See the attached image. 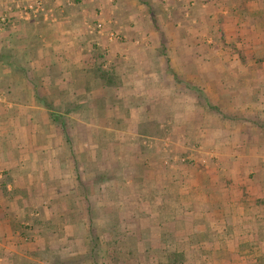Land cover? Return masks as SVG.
Here are the masks:
<instances>
[{"label":"crops","instance_id":"crops-1","mask_svg":"<svg viewBox=\"0 0 264 264\" xmlns=\"http://www.w3.org/2000/svg\"><path fill=\"white\" fill-rule=\"evenodd\" d=\"M82 1L91 4L90 13L83 15L74 10L67 13L58 5L68 7L66 0H46V9L51 10L53 20H44L41 13L24 21L13 12V19L0 24V48L5 50L3 91H9H0V210L8 205L2 200L4 193L24 192L26 197L31 192H43L46 184L53 183L55 188L50 191L56 194L61 191L56 183L58 179L46 183L44 177L59 176L61 159L68 157L67 164L76 163L73 136L67 133L73 115L90 117L89 121L93 122L90 129L98 124L100 132L110 134L111 138L114 134L109 133L110 127L141 128L154 115L159 118L155 123L159 134L157 127L161 122L185 115L189 121L184 125L197 129L194 131L196 142L208 147L202 149L203 155L224 161L217 167L222 177L217 179L213 173L212 181L200 179L202 187L191 198L214 209L219 218L225 216L229 224L226 230L235 234L229 238L228 255L248 259L245 264H264L261 260L264 258V214L260 207L264 200V181L259 179L261 168L253 165L264 155V0H182L186 4L184 8L190 11L180 17L179 23L170 22V32L151 24L157 7L155 1L162 6L161 0H150L151 4L149 0ZM170 1L172 10L177 9L174 0ZM11 8L10 2L0 0V14ZM147 8L150 14L146 13ZM86 18L91 19L90 24ZM98 21L114 25L120 40L109 41L104 34L92 33L89 25ZM97 53L105 66L96 68L101 63L93 57ZM149 54H153L151 59ZM109 63L112 65L107 69ZM156 63L170 66L158 70ZM178 64L186 65L185 71L182 68L174 71ZM258 72L260 80L255 79ZM107 91H119V100L131 96L132 111L128 109L127 114L119 110L118 117L114 109L112 113L119 119L106 117L105 112L111 106L102 96ZM47 97L52 101L50 105ZM75 125L83 127L79 122ZM127 135L130 143L138 142L137 146L141 147L140 138L145 136ZM131 161L127 174L134 170L135 177L140 168L138 158L133 157ZM121 183L126 186V178ZM210 190L221 197L228 193L229 202L218 199L219 202L209 204L205 200ZM242 191V195L234 194ZM124 196L127 198L124 203L128 201L133 208L138 207V196ZM242 196L247 201L236 205L235 200ZM55 200L58 199L52 201ZM34 202L41 201L36 198ZM229 203L234 204L237 212L243 207V212L250 217L242 219L243 213L242 220H235L232 214L235 210ZM227 205L229 210H223ZM157 208L156 213L165 214L163 203H157ZM148 212L140 206L138 210L130 209L129 213L119 215V231L112 235L114 242L119 243V264H168V254L174 256L181 252L184 256H180V264H209L211 258L207 257L211 252L203 251L200 243L208 241L207 234L201 232L198 239L192 240L194 233L186 234L185 228L180 231L182 221L138 216ZM199 215L204 212L199 211ZM127 217L130 223L125 222ZM10 221L6 212L0 213V264H12L11 257L22 260L21 244L26 245L24 242L29 239L26 233L11 229ZM156 221L158 226L176 225L175 233L181 236L174 233V241L162 249L157 231L151 227ZM90 232L97 238V232ZM218 250L212 254L218 255L219 262L215 263L220 264L224 251ZM255 253L258 254L248 258ZM112 258L108 263L103 259L104 264H114L112 261L118 259Z\"/></svg>","mask_w":264,"mask_h":264},{"label":"rangeland","instance_id":"rangeland-1","mask_svg":"<svg viewBox=\"0 0 264 264\" xmlns=\"http://www.w3.org/2000/svg\"><path fill=\"white\" fill-rule=\"evenodd\" d=\"M56 1L58 0H53V2ZM73 1L66 0L69 5L68 7L58 4L60 1L57 4L62 11L67 13H72L74 10L77 12L81 11L85 15L92 10L89 3L86 4L82 0ZM170 2V0H161V6L158 1H155L157 4L153 15L155 20L151 16L152 26L158 25L163 32L172 31L170 22L179 23L181 21L180 17L188 10L190 11V9L184 8L186 4L183 5L182 0H174L173 5L177 6L176 10H172V2L171 5L169 4ZM149 3L151 4L152 1L149 0ZM148 10L149 8L146 9V13L150 14ZM86 20L88 19L86 18ZM90 20H88L89 24L91 23ZM85 24L87 25V21ZM119 25H122L121 22H119ZM104 27L105 30L107 28L108 30H115V26L112 24L109 26L108 22L104 24ZM4 51L3 47H1L0 91L4 90L3 83L5 79L2 64ZM93 55V57L101 62L98 53ZM148 57L151 59L153 54H149ZM104 63L105 61H102L96 65V68L105 66ZM119 64L124 65L121 60H119ZM110 65L112 64L109 63V66H106L107 69L111 68ZM156 65L159 64L156 63ZM160 65L158 70L167 69L170 66L163 63H160ZM186 67V65L178 64L174 71L180 70V68L185 71ZM262 70L264 71V69ZM259 74L261 75L258 72V78L255 79L260 80ZM178 84H180L179 81ZM210 89L213 91L212 86H210ZM3 92L9 93V91ZM80 92L88 93L91 91ZM102 97L104 98V102L111 106V110L105 112L106 117L110 116L116 120L119 119V112L117 113V111L120 110L121 113L126 112L127 114L129 113L128 109L132 111L133 98L131 100V96H125L121 98L122 100H119V91H107L106 95ZM116 101L118 104H115ZM47 102L49 105L52 103L48 97ZM77 103H79L78 100ZM114 109V113L118 117L112 113ZM179 117L175 115L173 120L164 121L165 123L161 122V125L157 127L159 134H156L155 126L159 118L154 115H150L141 128H131L129 126H126L124 129L119 126H115V128L110 127L111 132L109 133L114 134L111 138L110 134L103 135L100 132L98 124L90 129L91 124H93L92 121H89L90 117L73 115L74 119L72 123L69 122L70 125L67 128V133L72 134L74 138H71V141L74 145L75 156H73L74 160L76 159V163L74 162L73 164L72 161H69L67 164L68 157L67 159H61L60 166L58 167L60 171L59 176L44 177L45 182L49 183L58 179L56 183L59 184L58 187L61 191L58 194L50 191L52 188H55V184L53 183L46 184L41 193L31 192L29 196L25 197L24 192H9L4 193L2 197L3 202L8 205L4 210H0V213L5 214L6 212L9 215L11 219L8 223L10 228L15 230V232H24L29 237L24 242L26 245L21 244L23 249L19 257L22 260L11 257L10 262L12 264H24V262L26 264H104L103 259H107L108 263L114 257L118 259L112 261V263L119 264V243L114 242V238L112 237L113 234L119 231V215L121 216L124 212L129 213L130 209L138 210L140 206L144 207L146 212L149 211L146 214H142L144 217L138 215L140 218L148 219V217H151L156 218L155 220L165 218L168 221H182L180 231L185 228L186 234L193 235L194 233L195 236H192V240L198 239L201 232L207 234L208 241L204 240V242H200L203 245V251L207 253L211 252L212 254L213 251L218 252V249L221 248L224 251V254H222L224 255V259L222 261L227 260L229 256L227 253L230 251V243L228 244V241L230 240V236H235V234L226 230L225 227L229 224L225 216L219 218V216H216L214 209L211 207L206 208L203 206L204 203L198 204L196 198H191L202 187L200 179L212 181L213 178L211 176L213 173L219 179L221 175H218L219 169L217 167L220 168V165L224 161L212 160L211 156L208 159L206 155H203L202 149H208V147L200 142H196L197 138L194 131L197 129L184 125L188 124L189 119H186L188 116ZM76 122L81 123L83 127H76ZM127 133L145 136L140 138V145L145 150L138 147L139 145L137 146L138 142H134V144L130 143L127 138L130 134L127 135ZM68 156L71 157V153ZM133 157L138 158L140 167L135 177L134 170L127 174V166L132 163L131 158ZM253 165H256L257 169L261 168L259 179H263L264 181V155L256 160ZM51 170L55 172V169ZM125 178L126 183L129 184L128 186L127 184L123 186L124 184L121 183ZM196 179L199 181L197 185L196 182L198 181ZM212 191L208 192L210 198L208 197L205 200L209 204L212 205L216 201L219 202L218 199L229 202L228 193L221 197L219 193ZM185 192L187 194L183 195ZM212 193L214 194L212 195ZM262 193L264 194V188L262 189ZM125 194L128 198H132L130 197L132 194L134 197L135 195L138 196L140 198L136 200L137 202L140 201L138 207L133 208L129 205L128 201L127 204L124 203L123 200H127L124 196ZM234 194L242 195L243 191ZM176 195L179 197H176ZM36 198L41 202L36 204L34 202ZM56 198L58 200L53 202L52 200ZM238 199L235 200L236 205L247 201L244 196L240 197V200ZM154 201L163 203L166 206L162 210L165 214L156 213L158 208L157 203ZM147 202H150L149 206H147L149 204ZM229 206L235 210L232 212L235 220L250 217L247 212H243V207L237 212L234 204L231 205L229 203ZM229 206L227 205L223 210H229ZM188 207H191V209L189 210ZM260 207L262 208L261 212L264 214V200L261 202ZM19 210L23 213L15 214ZM199 211L204 212V215H199ZM243 213L244 215L242 216ZM23 217L25 218L22 219ZM231 217H228L229 220ZM126 219L125 222L130 223L128 217ZM213 219H216V223H214ZM256 219L260 218L256 217ZM23 220L24 222L21 224ZM202 222H204V225H200ZM157 223L159 222H154L153 224L156 225H151V227H156ZM144 224L148 226L146 223H142V225ZM126 226L131 227L130 224ZM134 226L136 227V225ZM88 227L90 228L89 230ZM196 227L197 229L195 230ZM90 231L92 233L93 231L94 233L97 232V238L92 237ZM175 234L181 236L179 233ZM93 241L97 243L95 252H92L90 248ZM257 254L250 255L248 258ZM217 256L216 254H212L209 264H219L215 263L219 262V257ZM233 258L239 259L237 255Z\"/></svg>","mask_w":264,"mask_h":264},{"label":"built area","instance_id":"built-area-1","mask_svg":"<svg viewBox=\"0 0 264 264\" xmlns=\"http://www.w3.org/2000/svg\"><path fill=\"white\" fill-rule=\"evenodd\" d=\"M10 2L12 8L7 13L0 14V24L4 25L8 23L12 18L13 12L18 13L20 20H30L36 18L37 15L41 14L44 20H53L51 10L46 9V0H6ZM89 30L92 33L98 35H105L109 41L120 40V35L115 30L104 31V24L98 21L95 24L89 25ZM0 97V101H1Z\"/></svg>","mask_w":264,"mask_h":264},{"label":"trees","instance_id":"trees-1","mask_svg":"<svg viewBox=\"0 0 264 264\" xmlns=\"http://www.w3.org/2000/svg\"><path fill=\"white\" fill-rule=\"evenodd\" d=\"M151 229V228H150ZM156 229V234L157 236H159L158 240L160 245L162 246L161 248L164 249V247L170 242L174 241V233L178 231V229L176 228V225L174 226L173 224H162V225H157L155 227ZM144 230H148L149 228H146ZM142 231V229H141ZM156 238V239H157ZM92 252H95L96 248H97V244L95 241H93L92 246L90 247ZM147 249V248H146ZM148 250V249H147ZM184 256V252L181 253H175L174 256H171L168 254V264H180V256ZM235 257V255H229L227 260L221 261L220 264H245L247 262L248 259H241L239 258L238 260L233 258ZM178 258V259H177ZM211 258V254L207 257ZM223 260V259H222ZM241 260V261H239ZM261 260H264V258H262ZM183 262V261H182ZM75 264H79V263H75Z\"/></svg>","mask_w":264,"mask_h":264}]
</instances>
